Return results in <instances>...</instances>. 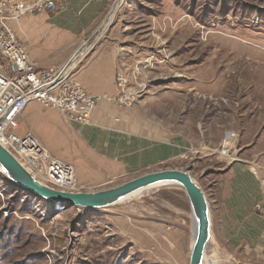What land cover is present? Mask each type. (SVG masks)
I'll return each instance as SVG.
<instances>
[{
    "label": "rangeland",
    "instance_id": "374dc122",
    "mask_svg": "<svg viewBox=\"0 0 264 264\" xmlns=\"http://www.w3.org/2000/svg\"><path fill=\"white\" fill-rule=\"evenodd\" d=\"M109 21L87 48L104 43L113 49L117 65L142 87L128 107L146 95L161 104L168 95L171 101L165 107L163 102L161 110L176 118L185 111L197 126H189L188 132L203 131L205 144L199 152L191 150L188 157L165 166L189 170L206 195L215 219L207 259L264 264V165L250 169L244 164L256 176L247 182L243 173L230 172L236 162L229 164L214 153L217 146H206L209 139L232 130L236 144L231 152H242L250 147H241L250 131L263 133L264 0H118ZM45 51H38L43 63H55L61 55ZM229 192L240 197L231 205ZM228 217L242 223L241 229L231 227ZM254 221H261L260 228L252 227ZM145 223L150 230L143 229ZM191 227V206L177 185L151 187L91 209L37 197L0 170V264H188ZM180 235L182 247L176 249L184 251L186 263L167 242Z\"/></svg>",
    "mask_w": 264,
    "mask_h": 264
},
{
    "label": "crops",
    "instance_id": "0c3cea01",
    "mask_svg": "<svg viewBox=\"0 0 264 264\" xmlns=\"http://www.w3.org/2000/svg\"><path fill=\"white\" fill-rule=\"evenodd\" d=\"M114 1L55 0V9L28 14L19 23L13 24V28L38 69L64 66L103 22ZM51 49L59 50L61 55L57 61L41 62L42 53L38 51L44 53ZM84 51L86 53L70 65L73 76L86 92L101 96L93 108L89 124L65 121L58 110L41 109L35 101L27 103L15 116L17 125L13 133L18 137L28 135V141L20 154H12L19 162L22 159L23 163H20L37 180L67 191L100 188L117 177L137 176L164 168L188 157L191 150L196 153L205 144L203 131L194 132V135L188 132L189 126L194 128L196 125L188 121L185 111L180 112L183 117L176 118L168 114L170 111L161 110L163 102L165 107L167 101H171L168 95L162 98L161 104L146 95L130 108L118 107L112 99H105L103 95H113L116 91L114 81L118 65L115 51L104 43ZM250 132L241 146L250 143V147H244L242 152L236 151L238 160L230 169V172L243 173L247 182L254 181L256 176L251 171L250 174L245 171L244 164L250 169L264 165V134L256 136L255 131ZM240 136L243 137L244 132ZM220 137L209 139L206 146H217ZM239 182L241 187L242 182ZM229 194V197L232 196L229 205L240 198L235 192ZM238 212L243 213V210ZM228 220L231 227L241 229L242 223L239 224L238 220L229 217ZM250 223H253V228H260L261 221ZM142 227L151 229L146 223ZM221 229L227 227L222 225ZM164 233L171 236V231ZM180 237L167 242L173 246V254L186 263L181 254L184 251L176 249L182 247V235ZM190 244L191 237L189 251Z\"/></svg>",
    "mask_w": 264,
    "mask_h": 264
},
{
    "label": "built area",
    "instance_id": "2783aa9c",
    "mask_svg": "<svg viewBox=\"0 0 264 264\" xmlns=\"http://www.w3.org/2000/svg\"><path fill=\"white\" fill-rule=\"evenodd\" d=\"M55 6V0H0V144L17 155L27 143L28 135L18 137L13 133L17 125L15 116L27 103L38 102L58 110L66 120L89 124L93 108L101 98L86 92L73 76L71 65L38 69L24 42L17 37L13 24L28 14L53 10ZM126 70L118 66L115 93L103 95L122 108L130 106L142 91ZM235 142L234 131L225 130L214 153L217 152L229 164L235 162L237 153L231 152ZM261 187L264 195V179H261ZM256 208L261 207L258 204Z\"/></svg>",
    "mask_w": 264,
    "mask_h": 264
},
{
    "label": "water",
    "instance_id": "95a60500",
    "mask_svg": "<svg viewBox=\"0 0 264 264\" xmlns=\"http://www.w3.org/2000/svg\"><path fill=\"white\" fill-rule=\"evenodd\" d=\"M116 2L117 0L112 4L103 22L85 39L84 43L76 49L64 66L72 64L77 56L91 44L93 38L101 33L103 24L111 14V10ZM0 170L16 185L30 191L37 197H42L57 205L67 204L91 209L110 206L117 203L120 198H124L128 194L133 195L151 187L177 185L184 190L191 206V214L193 213L196 217L195 237L189 252L188 264L201 263L205 246L210 238L209 229L212 224L211 214L206 195L203 189L192 178L189 170L164 167L146 171L117 185L90 190L67 191L56 189L37 180L33 173L26 169L13 154L1 144Z\"/></svg>",
    "mask_w": 264,
    "mask_h": 264
},
{
    "label": "bare ground",
    "instance_id": "6f19581e",
    "mask_svg": "<svg viewBox=\"0 0 264 264\" xmlns=\"http://www.w3.org/2000/svg\"><path fill=\"white\" fill-rule=\"evenodd\" d=\"M118 1V0H117ZM117 3V2H116ZM116 3H115V5H116ZM114 5V6H115ZM114 8V7H113ZM113 8H112V10H111V14L108 16V18H107V20H106V22L103 24V26L107 23V22H110L109 21V19H110V17H111V15H112V12H113ZM108 25V24H107ZM106 25V26H107ZM102 30H103V28H102ZM21 162V161H20ZM22 163V162H21ZM130 195H132V194H128L127 196H125L124 198H120L119 200H118V202L119 201H122L123 199H126L127 197H129ZM134 195V194H133ZM191 218H192V237H191V244H190V250H191V247H192V245H193V241H194V237H195V229H196V217H195V215L192 213L191 214ZM212 222V221H211ZM211 228V227H210ZM210 229H209V236H210V238H211V234H210ZM210 238H209V240H210ZM209 242V241H208ZM208 242H207V244H206V246H205V249H204V253H203V258H202V260H201V263L200 264H207V263H209L210 261H209V259H207L208 257L205 255V252H206V249H207V245H208ZM214 262V263H213ZM210 263H212V264H215V257H213V259H212V261L210 262Z\"/></svg>",
    "mask_w": 264,
    "mask_h": 264
}]
</instances>
